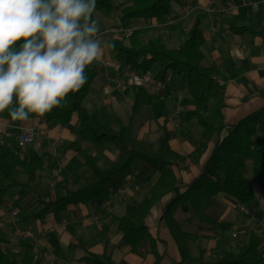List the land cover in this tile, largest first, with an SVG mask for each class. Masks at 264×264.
Instances as JSON below:
<instances>
[{"label":"crops","instance_id":"0c3cea01","mask_svg":"<svg viewBox=\"0 0 264 264\" xmlns=\"http://www.w3.org/2000/svg\"><path fill=\"white\" fill-rule=\"evenodd\" d=\"M248 1L250 0H179L172 3L171 14L163 19H140L130 23L120 21L119 11L129 5L131 0H113V10L95 11L94 17L99 23L100 35L106 47L100 61L90 64L97 75L84 106L101 123L113 126L118 120L127 122L131 115L133 85L128 82V68H113L109 65L111 61L118 60L112 50L114 42L121 40L129 43V36L121 34L120 29L148 28L140 36L143 44L161 38L169 48H176L190 34L182 35V31L191 28L195 20L199 19L205 38V65L213 64L224 69L231 61L235 62L236 67H240L242 61H246L244 66L250 65L237 77L227 80L217 77V87L221 91L218 100L222 103L226 128L260 109L264 106V35L234 34L229 29L232 24L252 25L256 30L264 28V7L254 9L248 5ZM177 40L178 43H175ZM158 71L159 65L155 64L150 71L144 72L156 77L153 87H147L155 95V102L140 109L129 132L139 140L152 143L157 149L160 145L158 138L161 128L165 126L169 131L170 147L181 154H190L194 145L188 137L198 139L202 128L188 114L199 112L202 107L189 97L180 77L169 75L161 80L157 76ZM116 79L120 80L121 86L117 85ZM75 123L76 116L67 124L47 123L35 117L27 121L0 117V160L16 158L22 164L18 175L20 182L27 180L29 159L37 157L40 164L36 177L39 192L11 187L0 196L1 250L19 264L22 261L27 264H93L87 260L90 254L97 255L103 264H153L155 258L152 254H137L131 251L128 244H122V235L117 230V218L124 214L127 204L141 201L160 177L159 171L150 170L143 178L135 180L139 161L134 163L133 170L109 199L70 205L59 216H30L39 209L38 199L61 198L64 195L63 183L68 181L70 184L72 176L75 177L78 173L66 169L76 155L69 148V144L76 138L73 132ZM27 128L34 129L35 139L32 143L21 146L24 148L22 152H18L14 144L9 142L10 136L16 133L19 135ZM216 139L214 137L208 143L198 163L190 164L186 170L175 169L180 186L202 173ZM16 143L18 144L17 138ZM83 146L89 149L95 162L101 167L107 166L118 153L110 144L83 143ZM215 178L221 191L214 196L207 215L227 223L228 228L199 229L196 219L188 212L178 210L175 216L182 228L195 235L190 242L191 253L197 255L198 247L201 246L204 249V259L213 260L223 251H235L232 248L238 243L236 237L245 235L247 240V231L251 229L262 237L259 250L264 255V229L256 227L257 221L264 222V199L258 181L250 173L255 198L239 203L234 196L226 193L223 174L218 172ZM171 196V193L165 195L146 218L150 233L157 240L158 251L163 256L160 264H182L179 248L166 222L161 219L163 207ZM14 211L16 214H13ZM22 231H30L33 236L22 235Z\"/></svg>","mask_w":264,"mask_h":264},{"label":"trees","instance_id":"16d2710c","mask_svg":"<svg viewBox=\"0 0 264 264\" xmlns=\"http://www.w3.org/2000/svg\"><path fill=\"white\" fill-rule=\"evenodd\" d=\"M177 1L179 0H131L129 5L120 9L119 19L126 23L140 19H163L171 14L172 3ZM113 8V0H96L95 11L109 12ZM229 29L234 34L264 35V28L256 30L252 25L232 24ZM147 30L148 28L133 29L128 37L129 43L118 40L114 42L112 50L125 67L144 73L158 64L157 76L161 80L169 75L181 78L189 97L202 107L199 112L188 114L189 118L196 119L202 128L198 139L188 137L194 145L193 152L181 154L173 150L169 145V131L165 126L161 128L158 138L160 145L157 149L152 143L139 140L130 134L129 127L140 109L155 102V95L143 85L135 84L131 88L132 112L127 122L118 120L116 127L110 123H101L97 116L84 106L97 75L91 65H88L85 68L86 82L78 91L68 93L61 101V105L43 116L29 114L30 118L60 124H67L76 116V123L73 126L76 138L69 144V148L75 151L76 155L67 164L66 169L79 172L70 184L68 181L63 183L64 195L61 198L38 199L39 209L30 216L33 218H43L47 214L59 216L70 205L109 199L133 170L134 163L139 161L140 166L135 173V180H140L150 170L159 171L160 177L141 201L127 204L124 214L117 218V230L122 235V244H128L134 253L152 254L155 258L153 264L161 263L163 256L158 251L157 240L150 233L146 218L155 204L171 193V198L163 207L161 219L166 222L179 248L182 264H264V255L259 250L262 237L251 229L247 231V240L235 251H223L215 259L205 260L204 249L199 246L197 255H193L190 242L195 235L184 230L175 216L178 210L188 212L198 221L199 229L228 228L227 223L219 222L207 215L214 196L221 191L215 178L218 172L224 176L226 193L234 196L239 203H246L255 198L250 173L258 181L264 199V106L226 128L222 103L218 100L221 91L217 87V77L221 76L225 80L237 77L250 65L244 66L246 61H242L240 67H236L235 62L231 61L225 69L213 64L205 65L203 63L205 38L199 19L191 26L189 36L176 48H169L161 38L143 44L140 36ZM22 43L23 39L17 41L13 48L16 49ZM13 104L15 105V98ZM0 117L12 119L9 109L0 113ZM214 137L217 139L202 173L180 186L175 169L186 170L190 164L198 163L206 146ZM83 143L110 144L118 153L107 166L101 167ZM21 166L16 158L0 160V196L11 187L40 191L36 180L40 168L39 158L33 157L28 160L26 182L18 180ZM87 260L93 264H103L94 254H90ZM0 264L19 263L0 248ZM21 264L27 263L22 261Z\"/></svg>","mask_w":264,"mask_h":264},{"label":"clouds","instance_id":"9594fccd","mask_svg":"<svg viewBox=\"0 0 264 264\" xmlns=\"http://www.w3.org/2000/svg\"><path fill=\"white\" fill-rule=\"evenodd\" d=\"M95 3L0 0V113L9 109L13 121L43 116L85 84L86 66L106 47Z\"/></svg>","mask_w":264,"mask_h":264},{"label":"built area","instance_id":"2783aa9c","mask_svg":"<svg viewBox=\"0 0 264 264\" xmlns=\"http://www.w3.org/2000/svg\"><path fill=\"white\" fill-rule=\"evenodd\" d=\"M248 5H250L254 9H260L261 7H264V0H250L248 1ZM124 31V35H131L133 28H125L122 29ZM109 65H112V63H109ZM113 66V65H112ZM126 73L128 74V82L130 85H143L146 87L153 86L154 83H156V77L149 75L148 73H141L138 72L132 68H128L126 70ZM115 82H117L118 86H121V82L119 79H116ZM35 139V131L33 128H27L23 129L18 137H17V142L19 146H25L29 143H32ZM13 214H16L14 211ZM22 235L25 236H33V233L30 231H22Z\"/></svg>","mask_w":264,"mask_h":264},{"label":"rangeland","instance_id":"374dc122","mask_svg":"<svg viewBox=\"0 0 264 264\" xmlns=\"http://www.w3.org/2000/svg\"><path fill=\"white\" fill-rule=\"evenodd\" d=\"M184 12V11H183ZM184 27H186V26H184ZM190 28H186L185 29V31H182L183 33H182V35H185V33H187V34H189L190 33V30H189ZM120 32H121V34H123L124 33V31H122V29H120ZM127 36H130V35H127ZM175 43H178V40H177V42H175ZM110 63H112V65H113V68H130V67H125V66H123L122 65V63L120 62V61H118L117 59L116 60H114V61H111ZM153 76V75H152ZM153 78H154V76H153ZM152 86V85H151ZM150 87V86H149ZM153 87V86H152ZM115 127H116V123H115ZM17 135H18V133H16V134H14L13 136H10V143L11 144H14V147H15V149H17V151L18 152H22V150H23V148L24 147H21V146H19L17 143H16V138H17ZM25 172V171H24ZM75 175H79V172L77 173V174H75ZM74 175V176H75ZM74 177L72 176V178L71 179H73ZM256 227L257 228H259V229H264V222H260V221H257V225H256ZM236 238H238V243L235 245V247H233L232 249H238V247L241 245V243H243L246 239H245V235H240V236H238V237H236Z\"/></svg>","mask_w":264,"mask_h":264}]
</instances>
